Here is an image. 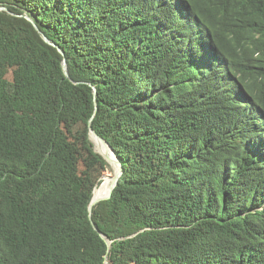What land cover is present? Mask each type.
I'll return each mask as SVG.
<instances>
[{
    "label": "trees",
    "instance_id": "1",
    "mask_svg": "<svg viewBox=\"0 0 264 264\" xmlns=\"http://www.w3.org/2000/svg\"><path fill=\"white\" fill-rule=\"evenodd\" d=\"M0 7V264H264V0Z\"/></svg>",
    "mask_w": 264,
    "mask_h": 264
},
{
    "label": "water",
    "instance_id": "2",
    "mask_svg": "<svg viewBox=\"0 0 264 264\" xmlns=\"http://www.w3.org/2000/svg\"><path fill=\"white\" fill-rule=\"evenodd\" d=\"M0 10H6V8L0 7ZM44 39H45V41L47 43L53 45L54 47H57V49L63 54V52L58 48L57 45L52 43L46 37H44ZM62 66H63V71H64L66 77L70 78L68 67H67V63H66L65 60L63 61ZM94 93L96 94V89H94ZM89 138H90L91 142L94 145L95 151L98 154H100L105 159V161L110 165L111 169L113 170L112 177H111L112 185L110 187V190H109L108 194L105 197H102V198H95V190L96 189L94 190V196H93V199H92L91 204L89 206L90 220L92 222V210H93V207L95 205H97L98 203H100L101 201L109 200L112 197L113 191H114L115 187L117 186L121 175L123 174V165H122L120 159L118 158V156L116 155L115 151L113 150V148L106 141V139H104L102 136H100L93 129V127H92V119H91L90 124H89ZM111 155L113 156V158L111 157ZM115 162H117V164H118L117 167L113 166ZM92 225H93L94 229L98 232V234L101 236V238L107 244L108 252H109L112 242L109 240V238L104 233H102L96 227V225L93 222H92ZM107 256L108 255H106V257H105V264H110L109 261H108Z\"/></svg>",
    "mask_w": 264,
    "mask_h": 264
},
{
    "label": "bare ground",
    "instance_id": "3",
    "mask_svg": "<svg viewBox=\"0 0 264 264\" xmlns=\"http://www.w3.org/2000/svg\"><path fill=\"white\" fill-rule=\"evenodd\" d=\"M111 157L113 158V156L111 155ZM117 162L114 163V167H117ZM117 169V168H116ZM112 177V176H111ZM111 177H107L104 181V184L101 185V186H98L95 190V198H102V197H105L109 190H110V187L112 185V179Z\"/></svg>",
    "mask_w": 264,
    "mask_h": 264
},
{
    "label": "rangeland",
    "instance_id": "4",
    "mask_svg": "<svg viewBox=\"0 0 264 264\" xmlns=\"http://www.w3.org/2000/svg\"><path fill=\"white\" fill-rule=\"evenodd\" d=\"M107 173H113V170L111 169L110 165H109V168H108V170L106 171L105 175H106ZM104 178H105V177H104ZM104 178H103V181H104ZM104 182H106V181H104ZM104 182H103L101 185H103ZM101 185H100V186H101Z\"/></svg>",
    "mask_w": 264,
    "mask_h": 264
}]
</instances>
